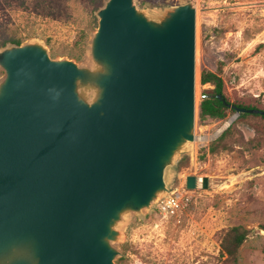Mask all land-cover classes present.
I'll use <instances>...</instances> for the list:
<instances>
[{"label":"water","instance_id":"water-1","mask_svg":"<svg viewBox=\"0 0 264 264\" xmlns=\"http://www.w3.org/2000/svg\"><path fill=\"white\" fill-rule=\"evenodd\" d=\"M197 12L106 0L89 63L0 47V264H117L121 223L156 210L196 140Z\"/></svg>","mask_w":264,"mask_h":264},{"label":"rangeland","instance_id":"rangeland-1","mask_svg":"<svg viewBox=\"0 0 264 264\" xmlns=\"http://www.w3.org/2000/svg\"><path fill=\"white\" fill-rule=\"evenodd\" d=\"M24 1L23 6L13 0L7 10L0 9V22H19L27 35L24 41L45 42L53 57L90 62L95 12L106 0ZM188 1L198 9L196 140L168 170L167 180L174 189L194 174L208 176L210 186L203 188L200 182L188 189L184 205L172 217L156 210L128 215L120 225L116 263L234 264L222 250V239L228 229L241 225L251 232L240 247L239 264H264V118L250 113L229 124L237 111L220 120L199 116L204 67L224 80L223 91L231 101L264 109V0H136L149 11ZM93 12L97 25L91 30ZM82 28L89 33L85 44ZM3 73L0 69V77ZM214 86L206 83L205 89ZM231 126L212 153V143Z\"/></svg>","mask_w":264,"mask_h":264},{"label":"trees","instance_id":"trees-1","mask_svg":"<svg viewBox=\"0 0 264 264\" xmlns=\"http://www.w3.org/2000/svg\"><path fill=\"white\" fill-rule=\"evenodd\" d=\"M13 0H10L7 4H5L4 0H0V9L7 10L6 5L12 6ZM19 6H23L25 4L24 0H16ZM102 3V2H101ZM100 5V4H99ZM96 8V7H95ZM93 26L97 25V19L94 16V12L92 14ZM89 33L82 28L81 29V38L82 42L85 44L87 42ZM25 39H27V35H24V31L22 30L20 23L5 19L0 22V46H5L8 43H22ZM76 57L80 58L81 55L74 54ZM200 82L202 85L206 83H214V88L212 89H202V94L206 95L202 98L199 106V116L201 120L205 119H224L227 117L229 111H236V107H246V108H259L264 110L263 108L258 107L256 104L249 103H241L237 101H231L224 93V80L219 77L214 71L211 69L204 67L201 71V79ZM250 113H242L239 118H243ZM254 115H259L264 118L263 114L253 113ZM232 128V126L224 131V133L219 137L218 141L213 142L211 145V152L216 153L218 151V144L223 142L227 133ZM225 147V145H224ZM264 228V224L262 225ZM251 230L247 229L241 225L233 226L227 230L223 239H222V250L227 253L230 260L234 262V264H239V250L243 243L249 238Z\"/></svg>","mask_w":264,"mask_h":264},{"label":"built area","instance_id":"built-area-1","mask_svg":"<svg viewBox=\"0 0 264 264\" xmlns=\"http://www.w3.org/2000/svg\"><path fill=\"white\" fill-rule=\"evenodd\" d=\"M202 86L205 87V84ZM205 96L206 95L202 94V98ZM187 192L188 188L184 184L181 187L172 189L169 195L160 200L158 203L156 208L157 213L167 218L172 217L181 208V206L184 205Z\"/></svg>","mask_w":264,"mask_h":264},{"label":"bare ground","instance_id":"bare-ground-1","mask_svg":"<svg viewBox=\"0 0 264 264\" xmlns=\"http://www.w3.org/2000/svg\"><path fill=\"white\" fill-rule=\"evenodd\" d=\"M200 180H201V178H200ZM200 180H199V181H200Z\"/></svg>","mask_w":264,"mask_h":264}]
</instances>
